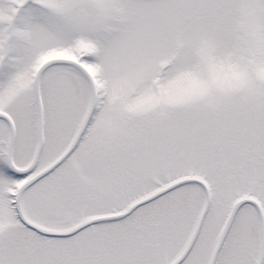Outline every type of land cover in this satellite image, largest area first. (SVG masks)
<instances>
[{"label": "snow or ice", "instance_id": "6c2138e0", "mask_svg": "<svg viewBox=\"0 0 264 264\" xmlns=\"http://www.w3.org/2000/svg\"><path fill=\"white\" fill-rule=\"evenodd\" d=\"M0 264H264V0H0Z\"/></svg>", "mask_w": 264, "mask_h": 264}]
</instances>
